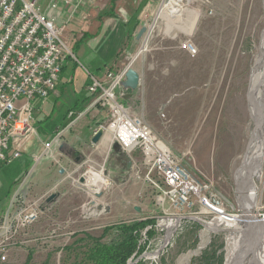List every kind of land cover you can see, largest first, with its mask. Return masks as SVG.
Wrapping results in <instances>:
<instances>
[{
	"label": "rangeland",
	"instance_id": "obj_1",
	"mask_svg": "<svg viewBox=\"0 0 264 264\" xmlns=\"http://www.w3.org/2000/svg\"><path fill=\"white\" fill-rule=\"evenodd\" d=\"M263 7V0H183L179 16L171 17L164 9L147 17L154 19L147 52L154 67L138 68L146 93L125 98L190 176L213 183L230 212L241 207L234 170L252 127L250 94L264 29ZM187 41L194 53L183 47ZM53 111L52 116L57 115L60 106ZM110 146L117 149L116 143ZM129 157L123 180L124 168L117 163L114 175L107 167L81 165L62 184L26 185L27 199L42 197L39 217L13 236L0 235V264H87L84 255L94 242L91 238L109 242L115 236L110 226L137 219L148 221L138 239L143 249L126 264H205L209 258L224 264L233 243L230 230L205 228L211 216L196 204L177 205L155 172L147 178L139 150ZM261 167L264 178V158ZM91 171L105 180L97 192L88 183ZM256 184L252 211L264 204L262 179ZM53 193L56 197L48 204ZM12 210L9 206L2 212L0 223Z\"/></svg>",
	"mask_w": 264,
	"mask_h": 264
},
{
	"label": "built area",
	"instance_id": "obj_2",
	"mask_svg": "<svg viewBox=\"0 0 264 264\" xmlns=\"http://www.w3.org/2000/svg\"><path fill=\"white\" fill-rule=\"evenodd\" d=\"M182 5L183 0H162L159 12L165 9L171 14L172 9L177 14ZM55 6L54 2L50 4L52 8ZM150 28L152 30V24ZM63 31L64 26L48 15L38 0H0V166L19 158L23 145L35 131L32 100L47 97L56 87L64 61L76 59ZM183 47L195 52L188 41ZM133 59L130 58L121 68H106L102 75L86 71V88L93 103L103 108L107 115L95 133L101 132V140L110 131V145L116 143L128 153L139 150L147 168L146 177L155 172L177 205L196 204L204 214L211 216L208 223L218 222L219 228L227 226L242 213V208L228 211L224 198L214 189L213 183L190 176L150 125L121 101L122 82ZM79 115L70 111L67 117L73 118L68 124ZM60 134L61 130L55 139ZM53 144L54 139L44 142L36 160L51 156ZM29 173L19 182L20 188L28 186ZM41 198L29 200L27 193L15 194L10 202L13 210L7 212L0 223V235L13 236L35 222L39 217ZM254 211L257 212L250 220L264 224V204L255 205Z\"/></svg>",
	"mask_w": 264,
	"mask_h": 264
},
{
	"label": "crops",
	"instance_id": "obj_3",
	"mask_svg": "<svg viewBox=\"0 0 264 264\" xmlns=\"http://www.w3.org/2000/svg\"><path fill=\"white\" fill-rule=\"evenodd\" d=\"M38 1L58 25L64 26L63 37L70 43L76 59L64 61L56 87L47 97L32 100L36 135L27 139L19 158L0 166V216L9 208L15 194L27 193L25 188L19 187L27 172H30L28 185L44 182L53 186L62 184L81 165L107 167L108 174L114 175L119 163L120 168H124L120 175L123 180L130 168V153L118 145L112 150L106 136L92 142L96 129L107 115L93 103L86 88V71L102 75L106 68H121L128 57L134 58L130 67L139 74L140 81L135 89L122 86L125 93L122 102L125 103V98L130 99L138 91L141 95L146 93L138 68L154 67L147 56L154 19L147 21L146 18L156 16L162 0ZM52 2L56 5L54 8L50 7ZM142 26L146 31L138 37ZM55 106H60V111L52 116ZM70 111L80 115L68 124L73 118L67 117ZM62 126L61 134L55 139ZM52 139V155L36 160L43 143ZM79 180L82 181V177Z\"/></svg>",
	"mask_w": 264,
	"mask_h": 264
},
{
	"label": "bare ground",
	"instance_id": "obj_4",
	"mask_svg": "<svg viewBox=\"0 0 264 264\" xmlns=\"http://www.w3.org/2000/svg\"><path fill=\"white\" fill-rule=\"evenodd\" d=\"M170 12L171 17L179 16L172 9H170ZM253 73L254 78L250 94L252 127L249 131L247 146L240 158L239 166L234 170L236 190L239 193V203L241 204L242 213H254L252 208L255 203V192L258 188L256 180L262 179V185L264 186L263 170L261 167L264 158V29ZM108 132L110 133V131ZM109 133H106L104 136L110 142L111 136ZM90 173L88 183L94 186L93 191L97 192L105 184V180L98 175L100 172L91 171ZM248 207L250 210H247ZM245 216L246 218L243 214L240 217L237 216L235 221H231L226 226L230 230V234L228 235L233 239V243L224 264H264V224L250 220V217L252 218L253 215L245 214ZM217 223H208L207 226L211 229H216L219 226ZM255 250L257 253L252 257V253Z\"/></svg>",
	"mask_w": 264,
	"mask_h": 264
},
{
	"label": "trees",
	"instance_id": "obj_5",
	"mask_svg": "<svg viewBox=\"0 0 264 264\" xmlns=\"http://www.w3.org/2000/svg\"><path fill=\"white\" fill-rule=\"evenodd\" d=\"M147 222L146 219H137L110 226L115 230L114 238L109 242H101L100 238H91L94 242L86 250L84 260L87 264H126L127 259L134 253L139 254L142 251L143 246L139 245L138 239L140 231ZM110 227L105 228L104 232ZM86 237L89 236L86 234ZM212 259L209 258L205 264H213Z\"/></svg>",
	"mask_w": 264,
	"mask_h": 264
},
{
	"label": "water",
	"instance_id": "obj_6",
	"mask_svg": "<svg viewBox=\"0 0 264 264\" xmlns=\"http://www.w3.org/2000/svg\"><path fill=\"white\" fill-rule=\"evenodd\" d=\"M146 31V27L142 26L137 34L138 37H140L144 32ZM140 78L139 74L130 66L126 69L125 72V79L122 82V86L124 88L128 89H135L139 84ZM102 134L101 132H96L92 138V142L96 143L98 140H100ZM56 197V194H50L46 201H52ZM205 228L209 229L210 231L217 230V229H211L207 225H203ZM218 231V230H217Z\"/></svg>",
	"mask_w": 264,
	"mask_h": 264
}]
</instances>
